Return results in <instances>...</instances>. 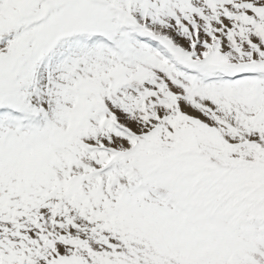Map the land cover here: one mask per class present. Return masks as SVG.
<instances>
[{
	"label": "snow or ice",
	"instance_id": "snow-or-ice-1",
	"mask_svg": "<svg viewBox=\"0 0 264 264\" xmlns=\"http://www.w3.org/2000/svg\"><path fill=\"white\" fill-rule=\"evenodd\" d=\"M0 264H264V0H0Z\"/></svg>",
	"mask_w": 264,
	"mask_h": 264
}]
</instances>
